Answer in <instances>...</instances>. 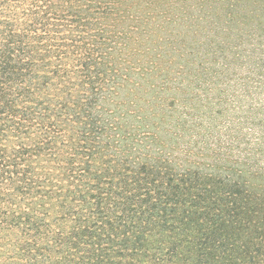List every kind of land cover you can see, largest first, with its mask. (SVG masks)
<instances>
[{
	"label": "trees",
	"instance_id": "16d2710c",
	"mask_svg": "<svg viewBox=\"0 0 264 264\" xmlns=\"http://www.w3.org/2000/svg\"><path fill=\"white\" fill-rule=\"evenodd\" d=\"M0 264H264V0H0Z\"/></svg>",
	"mask_w": 264,
	"mask_h": 264
}]
</instances>
